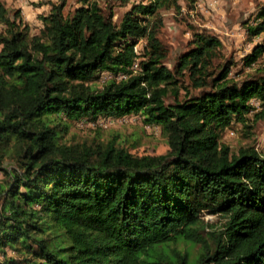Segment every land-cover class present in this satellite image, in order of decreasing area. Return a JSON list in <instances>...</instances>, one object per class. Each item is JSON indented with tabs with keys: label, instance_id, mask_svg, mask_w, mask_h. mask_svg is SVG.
<instances>
[{
	"label": "trees",
	"instance_id": "trees-1",
	"mask_svg": "<svg viewBox=\"0 0 264 264\" xmlns=\"http://www.w3.org/2000/svg\"><path fill=\"white\" fill-rule=\"evenodd\" d=\"M98 1H48L36 33L0 2V264H264V146L221 141L264 114V4L245 24L262 35L243 60L254 70L238 78L204 31L167 65L163 12L195 0H129L118 22ZM129 114L164 153L65 138Z\"/></svg>",
	"mask_w": 264,
	"mask_h": 264
},
{
	"label": "rangeland",
	"instance_id": "rangeland-1",
	"mask_svg": "<svg viewBox=\"0 0 264 264\" xmlns=\"http://www.w3.org/2000/svg\"><path fill=\"white\" fill-rule=\"evenodd\" d=\"M48 1L55 2V0H0L6 8L20 10L23 21L29 24L32 33H36L42 26L39 16L49 11ZM77 1L66 0L64 11L74 9L78 5ZM130 1L132 3L135 0ZM130 1L99 0L98 2L105 11L111 8L112 19L118 22ZM262 4L264 0H195L191 7L187 2L181 1L182 8L179 13L172 10L164 11L163 27L159 37L169 50L167 65L171 66L177 56L189 47L194 31H204L216 35L221 40L224 56L221 60L226 58L234 60L231 73L238 78L252 72L255 67H263L264 54L258 58L254 68L245 66L243 62L244 56L262 41V35H248L245 26L247 21H252L257 8ZM143 44V40L139 41L138 48ZM107 78V74L101 73L100 82ZM257 109L248 116V129L238 123L223 133L221 141L229 145L232 151L239 146L253 144L258 149L264 146V114L257 115L260 108ZM113 137H116L119 144L137 155L160 154L167 149L166 140L160 131L144 125L140 115L136 114L109 119L98 117L93 121L81 120L73 123L65 134L69 143L106 142ZM5 166L4 164L2 168ZM2 179L3 171L0 169V181ZM203 220L211 224L213 229L219 230L222 227L223 219L219 216L205 214ZM207 228L210 230L208 225ZM191 253L193 256L196 255L197 247L192 249Z\"/></svg>",
	"mask_w": 264,
	"mask_h": 264
},
{
	"label": "built area",
	"instance_id": "built-area-1",
	"mask_svg": "<svg viewBox=\"0 0 264 264\" xmlns=\"http://www.w3.org/2000/svg\"><path fill=\"white\" fill-rule=\"evenodd\" d=\"M134 50H135V52H138V46L137 45L134 47ZM137 65H138L137 61H134L133 62V68L136 69ZM119 77H121V76H119ZM100 125H101V123H100Z\"/></svg>",
	"mask_w": 264,
	"mask_h": 264
}]
</instances>
